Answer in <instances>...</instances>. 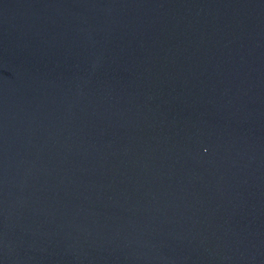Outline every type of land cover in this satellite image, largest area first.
Masks as SVG:
<instances>
[{
    "label": "water",
    "instance_id": "95a60500",
    "mask_svg": "<svg viewBox=\"0 0 264 264\" xmlns=\"http://www.w3.org/2000/svg\"><path fill=\"white\" fill-rule=\"evenodd\" d=\"M0 264H264V0H0Z\"/></svg>",
    "mask_w": 264,
    "mask_h": 264
}]
</instances>
